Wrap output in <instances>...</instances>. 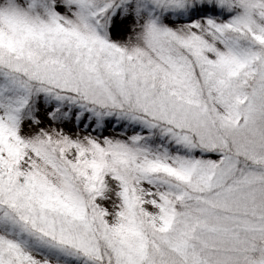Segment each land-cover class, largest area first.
Segmentation results:
<instances>
[{
	"label": "snow or ice",
	"instance_id": "6c2138e0",
	"mask_svg": "<svg viewBox=\"0 0 264 264\" xmlns=\"http://www.w3.org/2000/svg\"><path fill=\"white\" fill-rule=\"evenodd\" d=\"M0 264H264V0H0Z\"/></svg>",
	"mask_w": 264,
	"mask_h": 264
}]
</instances>
